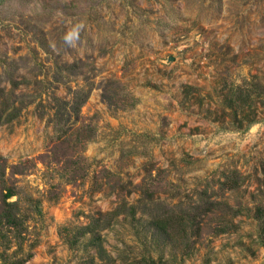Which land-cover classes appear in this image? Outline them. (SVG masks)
<instances>
[{"label": "rangeland", "instance_id": "374dc122", "mask_svg": "<svg viewBox=\"0 0 264 264\" xmlns=\"http://www.w3.org/2000/svg\"><path fill=\"white\" fill-rule=\"evenodd\" d=\"M7 192L0 264H264V0H0Z\"/></svg>", "mask_w": 264, "mask_h": 264}, {"label": "trees", "instance_id": "16d2710c", "mask_svg": "<svg viewBox=\"0 0 264 264\" xmlns=\"http://www.w3.org/2000/svg\"><path fill=\"white\" fill-rule=\"evenodd\" d=\"M10 196H12V193L7 192L4 195V199L2 198L3 201H2L1 207H0V218L4 217V218L10 220L11 218L16 217V214L13 212L12 207H11V204H13L14 202H9L7 200V198H9ZM1 208H3V210Z\"/></svg>", "mask_w": 264, "mask_h": 264}, {"label": "water", "instance_id": "95a60500", "mask_svg": "<svg viewBox=\"0 0 264 264\" xmlns=\"http://www.w3.org/2000/svg\"><path fill=\"white\" fill-rule=\"evenodd\" d=\"M170 59H172V57Z\"/></svg>", "mask_w": 264, "mask_h": 264}]
</instances>
